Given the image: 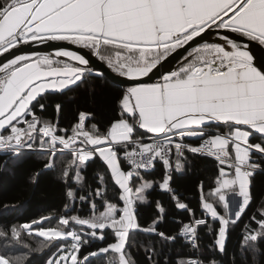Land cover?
<instances>
[{
  "label": "snow or ice",
  "instance_id": "6c2138e0",
  "mask_svg": "<svg viewBox=\"0 0 264 264\" xmlns=\"http://www.w3.org/2000/svg\"><path fill=\"white\" fill-rule=\"evenodd\" d=\"M210 29L219 30L214 33L217 41L208 42L203 35ZM34 42L88 49L112 73L133 81L121 90L117 115L103 131L93 114L83 111L74 124L62 128L59 103L56 116L44 115L45 93H63L83 83L87 74L104 73H93L85 54L62 46L55 58L11 52ZM181 48L186 55L179 68L165 69L158 82L143 79L164 68ZM5 53L11 55L0 63V150L12 156L40 152L49 157L45 168L53 167L58 154L71 155L61 177L68 184L70 202L77 200L73 186L86 184L83 173L89 162L99 159L107 173V180L96 177L99 186L88 196L78 197L89 204L88 217L69 214L52 227H45L44 221L51 218L44 217L22 226L49 244L59 241L56 257L47 264H95L107 260L109 253L116 259L107 264H135L126 249L131 247L130 234L136 232L162 242L161 250L155 244L145 249L148 264H170L162 246L178 238L196 254L178 257L174 264H223L216 253H226L230 229L256 203L253 177L264 174V0H0V56ZM191 139L197 146L186 142ZM186 152L214 158L220 165L216 203L204 198L200 186V218L171 184L173 173L187 164ZM157 165L163 174L154 180ZM108 181L118 190L113 199L119 204L105 196ZM157 188L169 195L178 211L189 213L188 221H177L175 234L159 228L167 212L160 201L155 202L157 216L151 224L139 222L138 206L151 203ZM97 198L103 210L97 208ZM257 211L259 219L255 214L248 218L255 227L245 223L241 234L245 260L259 251L256 242L264 241V199ZM201 226L213 236L205 246L211 253L206 256ZM7 235L0 231V237ZM11 236L20 240L15 228ZM90 241L105 246L82 253ZM25 259L0 254V264H24Z\"/></svg>",
  "mask_w": 264,
  "mask_h": 264
},
{
  "label": "trees",
  "instance_id": "16d2710c",
  "mask_svg": "<svg viewBox=\"0 0 264 264\" xmlns=\"http://www.w3.org/2000/svg\"><path fill=\"white\" fill-rule=\"evenodd\" d=\"M105 54L114 55L112 52ZM95 72L93 70V73ZM123 87L106 75L99 77L95 74H87L83 83L73 86L70 90H65L63 93H45L44 115L49 118L56 116L55 105L59 103L61 109L58 120L62 128L74 124L77 121L78 113L83 111L93 114V122H98L101 131H103L104 127L109 125L110 121L117 115V98ZM37 114H40L38 109ZM185 156L187 157V164L181 171L173 173L171 184L184 202L194 210L195 216L199 217L202 215L201 185L203 186L204 198L213 203L217 201L213 193L220 165L215 162L214 158H208L204 155H193L186 152ZM71 159L69 154L63 156L58 154V159L54 160L53 167L45 168L49 157L40 152L23 151L17 156H12L0 151V231L8 234L7 239L0 237V254L14 258L16 255L13 253L17 254L22 249L23 252L19 256L26 257L24 264H46L48 259L58 251L56 244L59 241L49 244L46 238L39 237L35 232L29 234L22 226L34 220L38 221L48 217L51 219L45 220L44 225L45 227H52L56 225L58 218L66 215L75 214L88 217L91 214L89 204L87 202L81 203L78 197L81 195L88 196L90 190L99 186L96 177L100 175L104 180H107V173L99 159L95 162H89L87 170L83 173L86 184L82 188L73 186L77 200L70 202L66 196L68 184L63 182L61 177L64 165ZM162 174L163 169L157 165L151 174V178L158 180ZM252 184L256 203L250 205L245 215L241 217V221L230 229L226 253L222 257L216 253L217 258L221 259L223 264H231L232 254H235V264H264V241L256 242L259 251L254 257L248 255L245 260L241 256L243 243L241 234L244 232V224L249 223L250 227H255V224H251L248 219L250 214H255L259 219L257 209L258 202L264 199V174L257 173L253 177ZM116 195H118V190L111 181H108L106 198L110 202L119 204L118 200L113 199ZM149 199L151 203L138 206V219L142 226H149L152 219L157 216L156 201H160L167 210L164 221L159 225L161 231L169 235L175 234L180 228L177 221H188L189 213L178 211L169 195L162 190L157 188L152 191ZM217 207L218 210H221L219 204ZM97 208L103 210L99 204V198H97ZM209 223L215 229L216 224L211 220ZM13 228L20 233L19 241L14 240L11 236ZM84 230L88 231L86 226ZM199 235L201 236L200 245L203 255H210L211 253L207 251L205 246L212 243L213 236L208 235L203 226L199 229ZM42 243L46 247L41 248ZM130 244L131 247L126 249L129 258L135 264H148L145 249L155 244L157 250H161L162 242L154 235L136 232L134 236L130 234ZM103 246H105L103 242L90 241V246L83 248L81 252L87 254V252ZM162 251L168 257L170 264H174L178 257L196 254L179 238L174 244L164 243ZM115 259L116 254H108L107 260ZM107 260L97 259L95 264H106Z\"/></svg>",
  "mask_w": 264,
  "mask_h": 264
},
{
  "label": "water",
  "instance_id": "95a60500",
  "mask_svg": "<svg viewBox=\"0 0 264 264\" xmlns=\"http://www.w3.org/2000/svg\"><path fill=\"white\" fill-rule=\"evenodd\" d=\"M216 31H219V30L210 29L208 32L204 33L203 35L207 37L208 42H214V41H217V37L214 34ZM229 35L235 37L236 34L229 33ZM61 46L64 48L70 49V50L79 51L81 54H85L86 58L90 59L89 67L95 71H102L104 75H106L112 81L118 84H121L122 86L130 85L133 83V81L126 80V78L119 77L115 73H112L105 66V64H103L95 55L90 54V50L78 48V46L71 45L66 42H48L44 44L34 42L28 45H22L18 49L11 50V52L23 51L26 54L40 53V54H48V55L54 56V53L57 50V48ZM188 47H189L188 45L185 46V48H188ZM10 55L11 53H5L3 56H0V63L5 62ZM184 55H186L185 49L184 48L178 49L177 52L173 53L168 58V60L165 62L164 68H160L159 71L156 72L155 75H150V77H145L143 79L148 82H154L156 80H159L160 74L165 73V69L175 70L180 64H182L184 62V59H183Z\"/></svg>",
  "mask_w": 264,
  "mask_h": 264
},
{
  "label": "rangeland",
  "instance_id": "374dc122",
  "mask_svg": "<svg viewBox=\"0 0 264 264\" xmlns=\"http://www.w3.org/2000/svg\"><path fill=\"white\" fill-rule=\"evenodd\" d=\"M234 205H235V201L233 200V201H231V205H230V203H229V208L230 209H232V210H234ZM58 222V221H57ZM15 251V250H14ZM23 251H22V249H21V251L20 252H18L17 254H15V253H13L14 255H16V256H19L21 253H22ZM4 255V254H3ZM56 255H57V252L56 253H54L49 259H52V258H54V257H56ZM15 256V257H16ZM48 259V260H49ZM48 262V261H47ZM47 264V263H46ZM107 264V263H106Z\"/></svg>",
  "mask_w": 264,
  "mask_h": 264
},
{
  "label": "built area",
  "instance_id": "2783aa9c",
  "mask_svg": "<svg viewBox=\"0 0 264 264\" xmlns=\"http://www.w3.org/2000/svg\"><path fill=\"white\" fill-rule=\"evenodd\" d=\"M187 143H189V144H191L192 146H197V144H198V141L197 140H193V139H191V140H188V141H186ZM0 151H3V150H0ZM4 152V151H3ZM173 187V186H172ZM174 188V187H173ZM201 216H199V217H197V218H200Z\"/></svg>",
  "mask_w": 264,
  "mask_h": 264
},
{
  "label": "crops",
  "instance_id": "0c3cea01",
  "mask_svg": "<svg viewBox=\"0 0 264 264\" xmlns=\"http://www.w3.org/2000/svg\"><path fill=\"white\" fill-rule=\"evenodd\" d=\"M48 55V54H47ZM51 56V55H50ZM53 58H55L54 56H53ZM159 80H156V81H154V82H158ZM193 140H195V139H193ZM227 170V169H226ZM228 199H229V203H230V205H231V201H233V199H232V196L231 195H229V197H228Z\"/></svg>",
  "mask_w": 264,
  "mask_h": 264
}]
</instances>
